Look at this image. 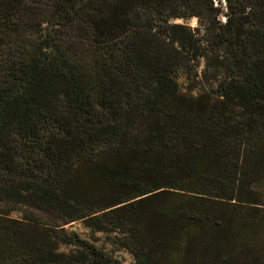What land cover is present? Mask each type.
<instances>
[{"label":"trees","instance_id":"trees-1","mask_svg":"<svg viewBox=\"0 0 264 264\" xmlns=\"http://www.w3.org/2000/svg\"><path fill=\"white\" fill-rule=\"evenodd\" d=\"M78 220L264 264V0H0V264H121Z\"/></svg>","mask_w":264,"mask_h":264},{"label":"rangeland","instance_id":"rangeland-1","mask_svg":"<svg viewBox=\"0 0 264 264\" xmlns=\"http://www.w3.org/2000/svg\"><path fill=\"white\" fill-rule=\"evenodd\" d=\"M177 23H183V21H175ZM191 28H196L198 26V22L196 18H192L186 22H184ZM204 69L203 61H200L199 66L197 67V75L200 78L201 73ZM178 86L180 91L186 93V88L188 86V82L185 76L182 73L177 74L176 77ZM204 84L200 87H197L195 90L192 91L193 95H196L202 92V88H204ZM22 211H29L28 208L22 207L21 210L14 211L10 214V218L12 219H20L22 217ZM34 212V211H32ZM40 215V214H38ZM41 216V215H40ZM66 231L75 232L80 238L92 243L101 251L106 253L109 257L117 260L121 264H135V260L133 255L130 253L129 250L124 248L121 245V241L127 238V235L124 233L123 230L120 229H111L105 232H91L90 229L86 228L82 220L73 221L61 226ZM69 247H61V251H68Z\"/></svg>","mask_w":264,"mask_h":264}]
</instances>
